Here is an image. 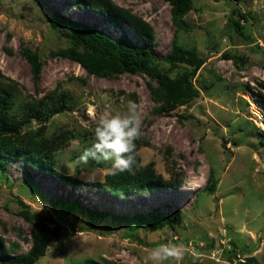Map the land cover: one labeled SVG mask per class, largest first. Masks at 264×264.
I'll return each instance as SVG.
<instances>
[{
	"label": "rangeland",
	"instance_id": "374dc122",
	"mask_svg": "<svg viewBox=\"0 0 264 264\" xmlns=\"http://www.w3.org/2000/svg\"><path fill=\"white\" fill-rule=\"evenodd\" d=\"M112 1L152 26L154 44L148 48L162 71L171 78L192 71L163 61L172 51L176 31L167 2ZM192 4L185 17L191 30L178 37L181 46L205 62L194 79L199 96L161 114L148 85L158 84L146 75L103 79L53 55L70 43L52 29L51 11L96 26L115 40L126 35L145 48L125 24L116 28L99 13L75 7L69 0H0V82L17 90L15 115L21 117V107L28 101L66 92L72 97L67 100L69 108L45 122V136L63 131L80 136L55 155L56 169L76 177L78 184L25 161L11 160L0 167V236L9 250L0 255L2 259L31 248L32 226L20 214L28 209L46 215L62 234L36 264L91 260L143 264L147 250L167 242L184 244L199 254L186 256L183 264H264V0H192ZM234 10L248 16V22L240 20L247 38L233 28L232 20L239 19ZM26 48L40 55L38 77L22 55ZM130 99L140 105L146 143L139 151L142 163H155L164 179L180 182L176 188L114 196L86 183L77 158L95 142L100 115L125 113ZM42 125L33 120L27 129L37 131ZM94 167L103 170L96 172L93 183L111 172L110 163ZM210 176L217 180L213 194L204 190ZM88 212L111 217L93 219ZM156 213L167 217L180 213V222L154 232L138 226L139 216Z\"/></svg>",
	"mask_w": 264,
	"mask_h": 264
},
{
	"label": "trees",
	"instance_id": "16d2710c",
	"mask_svg": "<svg viewBox=\"0 0 264 264\" xmlns=\"http://www.w3.org/2000/svg\"><path fill=\"white\" fill-rule=\"evenodd\" d=\"M75 7L94 11L103 16L116 28L125 24L137 38L145 44V48L136 45L128 36L123 35L115 40L104 34L96 26L86 25L70 17L51 11L50 25L62 37L68 39L70 47L53 53L64 59L72 60L79 64L89 75L103 79H110L119 75H146L150 80L156 81L157 86L149 83V89L154 102L158 104V113H170L184 106L199 96V90L194 85L198 71L204 65V60L195 51L187 50L180 45L179 34L190 32L185 17L193 8L192 0H164L171 7V19L176 26L175 37L172 41V51L163 59L171 67L186 65L192 71H185L176 78H171L159 68V59L149 50L154 44V30L152 26L132 11L120 7L112 0H69ZM241 2L242 0H228ZM239 19H233L234 30L242 37L246 27L240 20L248 22V16L240 10H234ZM23 57L29 62L35 77H38L42 61L37 51L26 48ZM228 57V56H226ZM264 88V84H262ZM16 88L13 85H3L0 82V167H4L11 160L25 161L45 173L73 185L78 184L76 177L61 174L56 169V153L69 145L70 140L80 139L79 135L63 131L51 138L45 136L44 125L52 115L61 113L69 108L68 102L72 97L61 92H56L46 99L26 102L21 107V117L15 113ZM58 96V98H57ZM33 120L43 124L39 130L31 131L27 127ZM94 141H95V135ZM142 136L136 141V165L131 172H112L105 175L102 182H86L90 186L105 190L114 196L139 195L152 188L174 189L180 182L166 180L157 173L155 163L143 164L139 156L140 149L145 145ZM217 180L210 176L205 191L213 194L216 191ZM21 216L31 226L32 246L28 252L14 256L8 260L2 259L0 264H36L46 255L48 247L61 239L60 226H52L50 219L40 213L31 214L28 209L20 212ZM89 217L106 219L111 217L107 213L88 212ZM118 220L117 217H112ZM180 213L167 217L163 213L139 216L136 222L139 227L149 231H158L164 227H175L180 222ZM16 251L15 248H11ZM9 250L5 247L0 236V255ZM89 264H102L91 260ZM106 264H113L106 262Z\"/></svg>",
	"mask_w": 264,
	"mask_h": 264
},
{
	"label": "clouds",
	"instance_id": "9594fccd",
	"mask_svg": "<svg viewBox=\"0 0 264 264\" xmlns=\"http://www.w3.org/2000/svg\"><path fill=\"white\" fill-rule=\"evenodd\" d=\"M139 108L140 105L130 99L125 113L100 115L94 130L95 142L77 158L88 182L94 180L97 171L103 170L94 166L110 163L113 174L132 171L136 165V141L141 136ZM90 114L94 116L91 109ZM90 162H94V166ZM89 167H93L90 173L87 171ZM188 255L197 257L199 254L184 244L167 242L147 250L143 264H183Z\"/></svg>",
	"mask_w": 264,
	"mask_h": 264
}]
</instances>
